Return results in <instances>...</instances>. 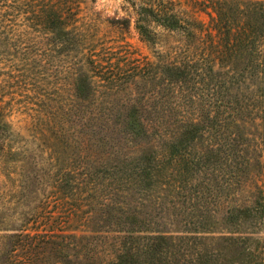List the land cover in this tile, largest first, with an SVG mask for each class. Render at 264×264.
I'll list each match as a JSON object with an SVG mask.
<instances>
[{"label": "rangeland", "instance_id": "1", "mask_svg": "<svg viewBox=\"0 0 264 264\" xmlns=\"http://www.w3.org/2000/svg\"><path fill=\"white\" fill-rule=\"evenodd\" d=\"M168 1L0 0V264H264V0Z\"/></svg>", "mask_w": 264, "mask_h": 264}, {"label": "trees", "instance_id": "2", "mask_svg": "<svg viewBox=\"0 0 264 264\" xmlns=\"http://www.w3.org/2000/svg\"><path fill=\"white\" fill-rule=\"evenodd\" d=\"M173 2L168 1V0H142V4L140 7H138V10L140 11L139 18L141 20H148V18L152 17L154 18L157 24L162 25L163 30L165 32L172 34L176 33L175 31L179 28V25L176 21H174V18L176 17L175 14L177 13L174 8ZM178 14V13H177ZM146 24L144 23H139L136 25V29L143 37L144 39H148L152 36L151 32L148 30V21H145ZM189 35V34H188ZM148 102V101H146ZM150 109V104L146 103L144 105H140V108H136L134 111H149ZM264 183V180L262 181ZM28 238H31V246L34 242H37V245H41L42 248V256L46 257L49 255V253L52 251V247L55 245L56 249H58L59 253L64 254L66 251H71L75 255H68L70 256V260L72 259L73 256H75L73 259L76 258V260H82L81 257L77 255V250L78 246L74 243L71 242V237H66L60 234H57L53 231L49 232H43L36 234L33 237L28 236ZM224 242V246L222 247V251L216 253H208L204 255L197 254L195 257H188L187 259H184V257L181 260H166V264H234L233 261H228L224 258V255L226 253H231L237 248L236 240L235 239H222ZM13 251L9 252V263L8 264H21L18 263L15 260V256L12 254ZM84 257V256H82ZM132 260L129 261H122V260H117L115 262H112L111 264H129ZM87 262V263H85ZM134 262V261H133ZM85 264H105L103 261L96 257H86L84 260ZM142 263H147V264H158L160 263V260L157 259L155 262L154 261H142ZM28 264V263H27Z\"/></svg>", "mask_w": 264, "mask_h": 264}]
</instances>
